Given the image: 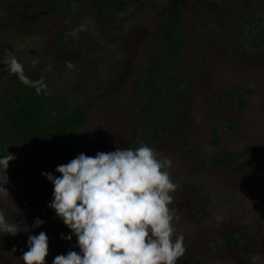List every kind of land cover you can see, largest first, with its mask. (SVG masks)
Segmentation results:
<instances>
[{"label":"rangeland","instance_id":"obj_1","mask_svg":"<svg viewBox=\"0 0 264 264\" xmlns=\"http://www.w3.org/2000/svg\"><path fill=\"white\" fill-rule=\"evenodd\" d=\"M91 1L0 0V124L2 95L16 78L3 63L12 54L62 105L89 117L62 164L141 144L171 159L178 187L170 207L186 248L177 264H253V257L264 264V0H115L127 6L117 18ZM179 6L187 44L163 59L148 43ZM230 119L235 128L224 129ZM7 153L16 159L7 184L0 169L8 192L0 191V211L28 230L10 235L0 264H24L28 237L41 231L49 238L46 264L79 252L74 235L61 239L71 230L48 207L53 184L42 173L59 176L57 166L37 162L25 142L0 137V156ZM224 154L236 156L233 165L213 162ZM41 181L33 203L18 198ZM37 218L44 224L33 228Z\"/></svg>","mask_w":264,"mask_h":264},{"label":"clouds","instance_id":"obj_2","mask_svg":"<svg viewBox=\"0 0 264 264\" xmlns=\"http://www.w3.org/2000/svg\"><path fill=\"white\" fill-rule=\"evenodd\" d=\"M3 63L10 75L35 88L38 95L46 90L43 79L33 81L25 75L14 55L8 54ZM15 159L9 153L0 156L4 184L8 183L9 162ZM171 165L170 158L141 144L95 156L80 153L56 167L59 176L42 173L53 184L48 207L71 230V235L61 234V239L70 241L74 235L79 248V252L57 255L52 264H177L186 248L184 236L175 235L178 217L170 205L178 185L171 179ZM0 191L8 193L5 187ZM43 224L37 218L33 228ZM27 230L9 223L0 211V232L15 236ZM27 248L21 257L24 264H46L49 238L44 231L30 235ZM258 259L253 257V264Z\"/></svg>","mask_w":264,"mask_h":264},{"label":"trees","instance_id":"obj_3","mask_svg":"<svg viewBox=\"0 0 264 264\" xmlns=\"http://www.w3.org/2000/svg\"><path fill=\"white\" fill-rule=\"evenodd\" d=\"M91 6L101 13H110L114 18L127 8L125 2L115 0H92ZM184 16L185 7L179 6L169 16L167 23L152 34L148 45L158 51L161 58L172 59L186 46L187 41L181 34ZM25 75L33 81L43 79L37 70ZM43 81L47 87L39 95L35 88L25 86L17 77L11 81L2 95L0 137L5 140L23 141L33 151L37 162L58 166L72 155L73 135L86 124L89 117L83 109L69 110L67 105H62L51 93L48 82L44 79ZM223 127L233 130L234 121L228 120ZM218 137L219 133L216 132L213 141L215 144H218ZM235 161L236 156L233 154H224L213 160L217 166L226 163L233 165ZM195 168L202 170L205 163L199 162ZM247 174L249 180H252L251 170H248ZM44 186V181L29 184L27 191L18 198L33 203ZM9 238L8 233L0 232V251L5 248Z\"/></svg>","mask_w":264,"mask_h":264}]
</instances>
